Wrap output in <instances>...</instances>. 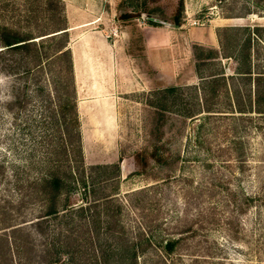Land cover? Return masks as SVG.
Listing matches in <instances>:
<instances>
[{
    "label": "rangeland",
    "instance_id": "374dc122",
    "mask_svg": "<svg viewBox=\"0 0 264 264\" xmlns=\"http://www.w3.org/2000/svg\"><path fill=\"white\" fill-rule=\"evenodd\" d=\"M60 1L62 13L56 1L47 10V0H0V232L11 237L14 251L28 246L23 258L31 249L34 258L59 231L70 232L73 264H127L124 244L148 235L160 243L145 251L137 245L136 264H264V112H231L227 94L219 93L211 99L216 116L198 114L201 81L195 67V51L220 50L217 31L263 26L250 34L254 72L247 81L230 77L228 58L221 55L207 60L200 73L224 75L220 92L239 89L252 104L259 90L264 102V75L257 77L264 72V0ZM125 13L138 16L122 19ZM148 15L180 20L164 27L173 33L160 73L143 44ZM62 24L73 62L83 162L115 164L119 171H89L93 185L84 191L75 184L64 196L77 210L60 211L36 226L47 201L40 180L60 156L54 150L59 134L48 115L58 98L55 86L66 76L65 62L53 55L58 43H46L43 70L35 67L26 75L19 65L24 59L2 39L3 33H16L39 40ZM247 34L238 31L235 42ZM231 37V31L222 33L224 41ZM173 85L182 87L181 104L173 107L198 115L171 109L157 119L153 92ZM234 138L241 145L227 147ZM5 224L23 230L12 233ZM167 240H178L172 252L163 247ZM60 256L61 264H71L64 251ZM40 258L29 264H43ZM15 261L23 262L16 255Z\"/></svg>",
    "mask_w": 264,
    "mask_h": 264
},
{
    "label": "trees",
    "instance_id": "16d2710c",
    "mask_svg": "<svg viewBox=\"0 0 264 264\" xmlns=\"http://www.w3.org/2000/svg\"><path fill=\"white\" fill-rule=\"evenodd\" d=\"M47 10H50L53 7V2L56 1L60 5L61 13L63 12V5L60 0H47ZM50 8V9H48ZM138 16V14L125 13L121 16L122 19H128L131 17ZM243 16V15H241ZM261 16V15H259ZM62 17L64 15L62 14ZM152 16H147V23L150 25H161L160 23L154 22L150 19ZM164 21V20H163ZM167 22V21H165ZM169 24L178 26L180 24V20L178 18L174 19L173 23L169 22ZM67 27L62 24L57 30L51 31L48 33H44L45 37L40 38L39 40H33V36H21L16 33H3V46L6 47L10 52H14L19 54L22 57L21 65L22 71L28 75L32 69L40 72L43 70L41 63V56L45 52L47 53L48 45L54 44V42L58 43L57 50L53 53L56 54L54 57L56 59L64 60L66 76L62 78V81L54 86L58 89L57 92V102L54 104V107L50 109L49 112V120L51 126L56 130L59 134V144L55 145V148L58 150L55 152L59 153V157L55 156L54 166L48 165L47 172L44 174L42 179L40 180L41 188L39 189V193L44 198H47L44 210L37 216V220H35L34 225L40 226L49 216H57L60 211H75L77 210L76 204L73 202H69L67 197L69 193L75 188V184H81L84 188V191L88 189L89 185H93L94 179H89V175L87 174L89 171L95 169L104 170L108 167H113L114 171H119V166L117 165H89L86 166L83 162L82 158V149H81V138L79 132V120L76 109V101H75V86H74V76H73V62L71 57V51L67 47ZM263 29V26L255 25V26H236L232 29L229 27H225L219 31H217V35L219 37L220 50L208 49L206 54L202 52L195 51L196 58V70L198 73V77L200 78V84L196 86L197 90L200 94L201 99V111L198 114L205 115L207 118L211 116H216L212 114V112H216L212 110L211 107V99L219 96V93H226L228 99L230 100L229 107L233 109L231 112L237 113H248L251 112L250 109L254 112L263 113L264 112V102H263V94L259 92V90L254 92V102L251 104V100L248 94H243L239 89L235 90L231 94L227 90L224 92H220L219 85L221 83L224 84L226 78L222 74H214L208 73L203 75L200 73V69L202 66L208 64L207 60H211L217 58L219 55L225 56L227 62L225 63V68L229 70L233 76L240 77V79L248 80L249 77L252 76L254 72V64L250 60L249 57V46L251 33L257 35L260 30ZM240 30H244L248 34L246 37L240 42H235L236 33ZM231 31L232 37L226 39L225 41L222 38V33ZM59 32V33H55ZM55 33V34H53ZM51 34V35H49ZM234 37V39H233ZM38 41V42H36ZM197 48V47H196ZM195 48V49H196ZM199 49V48H197ZM2 51V50H0ZM54 60V59H53ZM234 62V63H233ZM49 63V62H47ZM44 65V64H43ZM257 77H263L264 72H259ZM263 78H257L258 81ZM45 85L37 86L38 89L42 90L45 88ZM195 88V87H194ZM61 89V91H60ZM181 90L180 86H169L163 89H158L153 92L155 96V100L150 101L151 106L156 109L157 119L161 118L164 120L165 112L172 110H177L173 106L181 104ZM51 102V101H49ZM51 104V103H50ZM248 109V110H247ZM247 110V111H246ZM182 115L186 117H193L198 114H194L187 110H177ZM221 116V115H220ZM225 116V115H223ZM235 116V115H234ZM153 129L158 130L159 124H156ZM227 147H237V145H241V141L237 138L231 139L228 143ZM224 148V147H223ZM223 150V149H221ZM72 152V155L69 156V153ZM64 156L65 159L60 158ZM66 156H69L66 158ZM143 161L146 160V157H142ZM66 166V167H64ZM62 168H66V170H62ZM92 190V189H91ZM86 199V195H85ZM83 206H80L81 208ZM81 210H84L81 208ZM63 212V213H65ZM72 213V212H70ZM113 222H108V224H114ZM110 225H108V229H110ZM9 228L12 230V233L17 231H22L21 226H15L14 224H5L3 229ZM2 228H0L1 230ZM4 231L0 232V264H15V255L18 259H21L23 262L21 264H29L33 262L35 257L41 256V262L43 264H61V256L60 253L62 251L67 254L68 262L73 264L74 262V247H75V238H73L72 233L66 232H58L51 241L49 247L46 250H40L38 254H35V257L32 258L31 250H29L27 256L23 258L22 253L28 248V246H16V252L12 247V241H10V236L4 234ZM143 234V232L141 233ZM151 239L150 236H142L140 241L137 243L124 244V249L122 250V259L127 264H136L138 259V249L137 245L144 246V250H147L152 243H160V241L156 238L154 240ZM178 243V240L174 241H166L163 245L166 252H172L174 246ZM26 245V243H25ZM54 250V251H53ZM142 253V252H141Z\"/></svg>",
    "mask_w": 264,
    "mask_h": 264
},
{
    "label": "crops",
    "instance_id": "0c3cea01",
    "mask_svg": "<svg viewBox=\"0 0 264 264\" xmlns=\"http://www.w3.org/2000/svg\"><path fill=\"white\" fill-rule=\"evenodd\" d=\"M164 27L170 26L166 24L157 26L150 25V27L146 30L147 34L145 33L143 41L146 58L153 69L157 70L158 73H160V64L164 61V58L169 55L168 47L171 34L173 33L172 30H167Z\"/></svg>",
    "mask_w": 264,
    "mask_h": 264
},
{
    "label": "water",
    "instance_id": "95a60500",
    "mask_svg": "<svg viewBox=\"0 0 264 264\" xmlns=\"http://www.w3.org/2000/svg\"><path fill=\"white\" fill-rule=\"evenodd\" d=\"M150 19L154 22H157V23H160V24H169L168 22H165L159 18H156V17H150Z\"/></svg>",
    "mask_w": 264,
    "mask_h": 264
}]
</instances>
